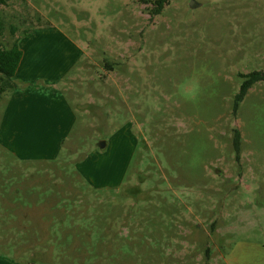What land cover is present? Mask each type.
I'll return each mask as SVG.
<instances>
[{
  "label": "rangeland",
  "instance_id": "rangeland-1",
  "mask_svg": "<svg viewBox=\"0 0 264 264\" xmlns=\"http://www.w3.org/2000/svg\"><path fill=\"white\" fill-rule=\"evenodd\" d=\"M151 9L0 5V47L54 26L88 53L66 91L73 152L0 148V264H264V81L233 111L239 74L264 72V0Z\"/></svg>",
  "mask_w": 264,
  "mask_h": 264
},
{
  "label": "crops",
  "instance_id": "crops-1",
  "mask_svg": "<svg viewBox=\"0 0 264 264\" xmlns=\"http://www.w3.org/2000/svg\"><path fill=\"white\" fill-rule=\"evenodd\" d=\"M15 43L21 57L14 87L0 99V148L26 162H56L67 149L73 152L80 110L66 91L81 77L88 53L54 26L34 27Z\"/></svg>",
  "mask_w": 264,
  "mask_h": 264
},
{
  "label": "trees",
  "instance_id": "trees-1",
  "mask_svg": "<svg viewBox=\"0 0 264 264\" xmlns=\"http://www.w3.org/2000/svg\"><path fill=\"white\" fill-rule=\"evenodd\" d=\"M7 0H0V5L5 4ZM142 4H151V14H159L168 0H139ZM2 29V21L0 16V33ZM21 57V52L16 43L12 44L9 48L0 47V99L4 92L14 87L12 81ZM241 79L238 92L234 96L233 111L236 110L238 104L243 100L249 88L256 82L264 81V72L251 71L246 74H239ZM239 132L234 131V144L238 148Z\"/></svg>",
  "mask_w": 264,
  "mask_h": 264
},
{
  "label": "water",
  "instance_id": "water-1",
  "mask_svg": "<svg viewBox=\"0 0 264 264\" xmlns=\"http://www.w3.org/2000/svg\"><path fill=\"white\" fill-rule=\"evenodd\" d=\"M104 145H105L104 142H100V143H99V147H101V148L104 147Z\"/></svg>",
  "mask_w": 264,
  "mask_h": 264
}]
</instances>
